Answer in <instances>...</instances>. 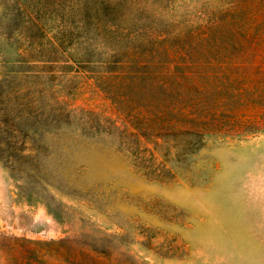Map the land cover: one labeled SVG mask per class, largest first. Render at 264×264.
<instances>
[{"label":"rangeland","instance_id":"1","mask_svg":"<svg viewBox=\"0 0 264 264\" xmlns=\"http://www.w3.org/2000/svg\"><path fill=\"white\" fill-rule=\"evenodd\" d=\"M0 264H264V0H0Z\"/></svg>","mask_w":264,"mask_h":264},{"label":"trees","instance_id":"2","mask_svg":"<svg viewBox=\"0 0 264 264\" xmlns=\"http://www.w3.org/2000/svg\"><path fill=\"white\" fill-rule=\"evenodd\" d=\"M172 96H167L164 101H163V108L158 112L155 111H149L146 109L145 112H138V113H143L141 117L134 116V119H142V120H149L151 118H161L165 119L168 118L170 121L171 120H176L178 122H189L191 123V126H195L197 130H185L183 132L189 133V134H194L195 138L191 139L186 145L187 147H190L191 149H196L202 144V136L203 133L206 132V129L210 123V121L213 118H208V115L205 114V116H198L193 117V109L195 107V104H184L187 103V98H178L176 99V104L172 106L171 104ZM182 102V104H178L177 102ZM140 115V114H138ZM152 115V116H150ZM201 128V132H198L199 129ZM151 131V130H150ZM145 135H147V132H143ZM150 133V132H148Z\"/></svg>","mask_w":264,"mask_h":264}]
</instances>
